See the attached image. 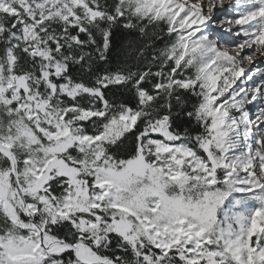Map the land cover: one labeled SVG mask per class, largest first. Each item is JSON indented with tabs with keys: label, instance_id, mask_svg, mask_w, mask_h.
<instances>
[{
	"label": "snow or ice",
	"instance_id": "obj_1",
	"mask_svg": "<svg viewBox=\"0 0 264 264\" xmlns=\"http://www.w3.org/2000/svg\"><path fill=\"white\" fill-rule=\"evenodd\" d=\"M0 264H264V0H0Z\"/></svg>",
	"mask_w": 264,
	"mask_h": 264
}]
</instances>
